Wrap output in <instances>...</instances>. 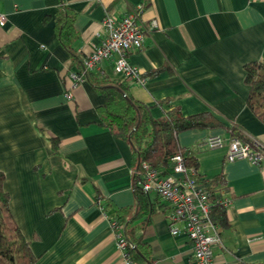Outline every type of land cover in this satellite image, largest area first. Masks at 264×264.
<instances>
[{
  "label": "crops",
  "instance_id": "0c3cea01",
  "mask_svg": "<svg viewBox=\"0 0 264 264\" xmlns=\"http://www.w3.org/2000/svg\"><path fill=\"white\" fill-rule=\"evenodd\" d=\"M61 0H0V170L15 222L30 243L34 264H125L108 218L136 208L130 144L105 127V97L85 80L66 97L70 69L80 71L61 44L54 17ZM77 12L73 48L83 59L106 35L107 13L121 17L144 4L145 44L130 56L146 77L133 97L154 117L180 106L184 115L212 113L222 124L181 132L179 144L196 148L197 172L230 200L219 226L216 264L264 262V173L246 159L229 162L227 146L204 145L228 127L264 144V122L248 106L245 65L264 60V0H63ZM47 16H52L45 21ZM153 21L157 26L152 28ZM100 34V35H99ZM167 66L158 75L152 70ZM95 70L123 79L114 58ZM68 78L69 82H66ZM68 83V84H67ZM68 85V87H67ZM170 99L169 104L160 105ZM50 138L58 139L57 152ZM153 199L158 198L151 193ZM111 204L104 213L96 200ZM149 224L135 221L151 258L140 264H195L184 223H172L161 196ZM108 215V218L105 216ZM173 226L181 229L174 235Z\"/></svg>",
  "mask_w": 264,
  "mask_h": 264
},
{
  "label": "trees",
  "instance_id": "16d2710c",
  "mask_svg": "<svg viewBox=\"0 0 264 264\" xmlns=\"http://www.w3.org/2000/svg\"><path fill=\"white\" fill-rule=\"evenodd\" d=\"M51 17L47 16L45 21ZM54 17L61 44L70 52L79 70L84 71L83 57L73 48L74 41L79 36L75 26L77 12L61 0ZM164 70H169V67L152 70L148 76L158 75ZM245 73V82L250 88L248 106L264 122V60L246 63ZM85 76L86 80L105 97L104 105L99 109L102 123L115 137L128 142L132 148L136 208L131 219L126 216L131 212L128 208L118 210L117 217L112 219L127 224L129 237L134 244V247L128 249V255L140 264L144 260H150V247L144 242L139 228L130 227V224L139 220L149 224L156 206L160 205V195L156 193L158 198L153 199L151 193H146L140 184L143 163L147 162L163 177L173 173L176 156H181L186 166L197 168L199 164L196 148L181 146L178 135L192 129L214 128L221 126L222 123L210 112L186 116L180 106L172 108L161 117H154L148 105L133 97L130 86L124 79L111 78L97 70L86 71ZM67 81L69 82L68 78ZM170 102V99H166L161 101L160 105ZM228 129L229 137L247 139L237 127L231 126ZM49 140L52 149L57 152L58 139ZM197 177L199 183L210 189H216L218 185L224 183L222 174L212 180H206L199 173ZM5 180V173L0 170V264H34L37 258L31 250L29 241L15 222L10 207V194L4 188ZM100 200L107 213L111 204L103 201V197H100ZM211 217L219 226L227 224V208L217 203L216 199H213Z\"/></svg>",
  "mask_w": 264,
  "mask_h": 264
},
{
  "label": "built area",
  "instance_id": "2783aa9c",
  "mask_svg": "<svg viewBox=\"0 0 264 264\" xmlns=\"http://www.w3.org/2000/svg\"><path fill=\"white\" fill-rule=\"evenodd\" d=\"M144 8V4L138 5L121 17L106 14L102 22L106 35L101 37V42L95 44L93 51L83 59L84 71L71 70L69 73L71 86L66 91L68 99L73 98V90L86 80V71L95 70L104 60L111 58H114L117 71L129 85L146 83L145 73L130 62L131 54L138 51L146 41L147 32L140 23ZM6 21L7 16L0 13V25H5ZM156 26V21H153L152 28ZM243 135L246 140L212 134L205 139L204 145L210 149L227 146L226 157L229 162L246 159L259 166L264 173V144L246 132ZM174 161V171L167 177L161 176L157 169L144 162L140 184L146 193H157L171 203L173 208L170 219L172 223H184L183 231L192 242L195 264H216L214 245L220 242V235L219 225L211 217L213 199L225 208L230 205V200L218 189H210L199 183L197 169L186 166L181 156H176ZM96 202L104 210L100 197ZM105 216L108 218V215ZM108 219L125 264H139L128 255V249L134 247V244L129 237L127 224L117 219ZM171 231L174 235L181 233V229L173 224Z\"/></svg>",
  "mask_w": 264,
  "mask_h": 264
}]
</instances>
